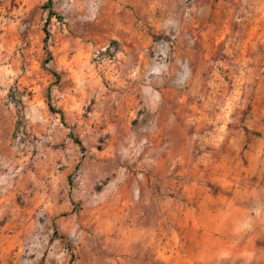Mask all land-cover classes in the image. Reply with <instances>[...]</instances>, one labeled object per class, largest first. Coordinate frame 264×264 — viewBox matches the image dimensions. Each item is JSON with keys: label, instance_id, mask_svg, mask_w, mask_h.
I'll return each instance as SVG.
<instances>
[{"label": "rangeland", "instance_id": "1", "mask_svg": "<svg viewBox=\"0 0 264 264\" xmlns=\"http://www.w3.org/2000/svg\"><path fill=\"white\" fill-rule=\"evenodd\" d=\"M0 264H264V0H0Z\"/></svg>", "mask_w": 264, "mask_h": 264}, {"label": "trees", "instance_id": "2", "mask_svg": "<svg viewBox=\"0 0 264 264\" xmlns=\"http://www.w3.org/2000/svg\"><path fill=\"white\" fill-rule=\"evenodd\" d=\"M48 8H50V5H48ZM54 15H55V13H53V11H49L48 18L50 19ZM44 31H45V34H46V36L44 38V43H45V49H47L46 44L48 42V31H47L46 27L44 28Z\"/></svg>", "mask_w": 264, "mask_h": 264}, {"label": "bare ground", "instance_id": "3", "mask_svg": "<svg viewBox=\"0 0 264 264\" xmlns=\"http://www.w3.org/2000/svg\"><path fill=\"white\" fill-rule=\"evenodd\" d=\"M260 207V206H259ZM261 208H262V206H261ZM261 211V210H260ZM262 212V211H261ZM260 213V212H259Z\"/></svg>", "mask_w": 264, "mask_h": 264}]
</instances>
